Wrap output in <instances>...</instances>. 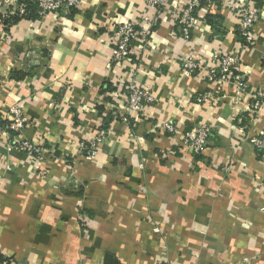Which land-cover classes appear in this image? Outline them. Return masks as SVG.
I'll return each instance as SVG.
<instances>
[{
	"label": "crops",
	"instance_id": "crops-1",
	"mask_svg": "<svg viewBox=\"0 0 264 264\" xmlns=\"http://www.w3.org/2000/svg\"><path fill=\"white\" fill-rule=\"evenodd\" d=\"M192 0H83L69 15L0 23V255L18 264H264V2L257 42L236 34L235 7L253 0H199L189 43L178 14ZM203 2V3H202ZM202 3V4H201ZM12 5L0 0V14ZM5 21L8 19H4ZM3 20V21H4ZM150 26L122 66L111 64L115 25ZM240 59V80L220 101L200 102L214 86L205 72L220 56ZM194 61L200 70L190 71ZM117 79L150 88L156 101L136 122H115ZM23 110L21 131L11 111ZM100 118L111 132L96 157L76 154ZM171 122L172 136L160 130ZM209 125L213 143L200 156L183 149L186 129ZM4 127V126H3ZM42 144L41 159L16 141Z\"/></svg>",
	"mask_w": 264,
	"mask_h": 264
},
{
	"label": "built area",
	"instance_id": "built-area-1",
	"mask_svg": "<svg viewBox=\"0 0 264 264\" xmlns=\"http://www.w3.org/2000/svg\"><path fill=\"white\" fill-rule=\"evenodd\" d=\"M12 6H18V11L10 10L8 14H0V23L4 19L24 20L28 18L30 12L23 5H18L17 0H7ZM36 7V14L46 16L48 14L62 13L69 15L72 10L82 6L83 0H30ZM264 0H253L252 5L240 4L235 7V12L238 17V26L236 34L241 39L245 48H251L257 42L256 25L260 20L261 7ZM147 3L164 11L166 9V0H147ZM199 0H192L178 14V26L181 40L189 43L192 36L193 24L197 21ZM208 9H215V0H209ZM151 26V25H150ZM137 28L134 23H124L115 25L110 37L113 46V54L111 64L117 67H122L134 54L133 43L137 39L146 41L151 35V27ZM217 67L205 72V81L214 86L212 91L206 92L200 102L220 101L227 97L228 85L232 82L240 80L239 68L240 59L234 55L225 54L218 58ZM264 64V57H263ZM186 67L190 71L200 70V66L194 61L187 62ZM113 94L115 96H127V100L123 104L114 103L110 107V118L115 122L130 123L136 122L137 118L145 117L151 111L155 104V97L150 88H139L132 81L126 82L124 79H117L113 83ZM249 94L254 103V109L260 107L264 102V90H256L249 92L246 83H240L236 89V98L232 101L233 104H238V99L243 94ZM3 120L0 114V121ZM12 128L16 131H21L25 124L23 110L19 107H14L11 111ZM4 128L0 124V135ZM160 130L172 136L178 135L177 128L171 122H165L160 126ZM111 130L105 118H100L96 125L95 134L91 137L84 138L78 143L76 154L85 158L96 157L100 147L107 142L111 137ZM213 131L209 125L192 126L183 133L180 143L187 152L192 156H200L213 143ZM251 143L256 150L264 152V136H255L251 139ZM16 149L20 150L29 156L41 159L44 154V146L42 144L34 145L28 140L16 141ZM0 264H18L12 259L4 258ZM161 264H167L162 262Z\"/></svg>",
	"mask_w": 264,
	"mask_h": 264
},
{
	"label": "trees",
	"instance_id": "trees-1",
	"mask_svg": "<svg viewBox=\"0 0 264 264\" xmlns=\"http://www.w3.org/2000/svg\"><path fill=\"white\" fill-rule=\"evenodd\" d=\"M17 3H18V5H23L27 9V11L30 12V15L28 16V18H35V17L39 16V15L36 14L35 5L33 3H31L30 0H17ZM11 9L14 10V11H18L19 7L18 6H12ZM17 21H20V20L17 19V18H14V19H8L6 21L4 20L3 22L4 23L8 22L7 25H9L10 23H14V22H17ZM3 123H4L3 121H0V124L5 127V125H3ZM3 259L4 258L0 255V261H2Z\"/></svg>",
	"mask_w": 264,
	"mask_h": 264
}]
</instances>
